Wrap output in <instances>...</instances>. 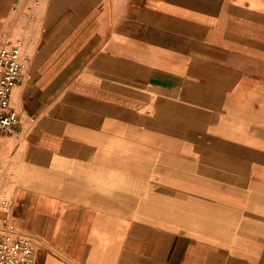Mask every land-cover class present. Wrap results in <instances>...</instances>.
<instances>
[{
    "label": "crops",
    "instance_id": "0c3cea01",
    "mask_svg": "<svg viewBox=\"0 0 264 264\" xmlns=\"http://www.w3.org/2000/svg\"><path fill=\"white\" fill-rule=\"evenodd\" d=\"M4 37L35 264H264V0H0Z\"/></svg>",
    "mask_w": 264,
    "mask_h": 264
},
{
    "label": "built area",
    "instance_id": "2783aa9c",
    "mask_svg": "<svg viewBox=\"0 0 264 264\" xmlns=\"http://www.w3.org/2000/svg\"><path fill=\"white\" fill-rule=\"evenodd\" d=\"M22 42L0 39V137L16 132L19 120L10 105L13 87L24 82L20 61ZM13 200L0 196V264H35L31 237L18 228Z\"/></svg>",
    "mask_w": 264,
    "mask_h": 264
}]
</instances>
